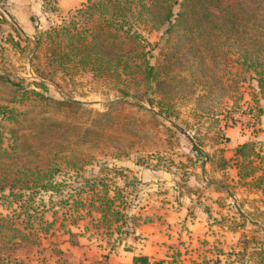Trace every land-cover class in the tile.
I'll use <instances>...</instances> for the list:
<instances>
[{"label":"rangeland","instance_id":"1","mask_svg":"<svg viewBox=\"0 0 264 264\" xmlns=\"http://www.w3.org/2000/svg\"><path fill=\"white\" fill-rule=\"evenodd\" d=\"M179 11L175 6V13ZM68 18L64 13L50 20L24 44L23 52L14 48L0 51V144L12 151L39 114L54 121L67 120L79 132L69 135L67 126L57 123L51 125L53 131L47 140L63 141L64 134L74 142L83 137L86 128L108 127L110 131L99 141L98 132L89 133L79 146L72 144L56 154L52 163L44 156L27 158L29 165L57 170L50 179L52 186L47 180L24 189L17 185L15 195L8 186L3 192L0 189V219L6 225L0 233V264H86L98 251L107 253L118 247L133 236L140 215L149 217V212L142 215L140 209L170 195L164 186L144 183L134 170L175 173L179 169L176 174L183 181L194 143L214 147L221 123L234 124L236 115L248 116L247 112L257 110L258 105L264 109L255 70L242 64L238 44L227 45L231 50L227 57L207 59L203 66L191 59L177 68L174 99L169 106H161L157 98L150 104L148 100L156 95L144 89L123 95L119 90L123 85L106 75L75 70L72 75H52L47 66L45 33L64 25ZM164 31L141 30L149 43L145 47L147 58L155 65L161 64L172 45L183 37L181 28L176 27L171 37L166 36L171 38L169 44H164ZM43 82L45 87L40 86ZM13 83L26 86L27 93L22 96L24 88ZM33 90L50 101L38 100ZM57 101L79 105L59 106ZM1 112H5L4 118ZM19 159V163L24 162ZM42 183L48 188L38 186ZM258 248L259 252L264 246ZM259 261L261 257L254 264ZM250 263L247 259L245 264Z\"/></svg>","mask_w":264,"mask_h":264},{"label":"trees","instance_id":"2","mask_svg":"<svg viewBox=\"0 0 264 264\" xmlns=\"http://www.w3.org/2000/svg\"><path fill=\"white\" fill-rule=\"evenodd\" d=\"M177 5L180 11L176 14ZM67 13L69 18L64 25L45 33L48 40L47 66L52 75H72V70L90 71L98 76L106 75L123 85L119 89L123 95L128 96L130 90L144 89L145 93L151 91L156 95L148 100L150 104L157 98L158 104L169 106L174 99L177 68L191 59L195 61L194 64L203 66L207 59L227 57L231 51L227 45L238 44L239 59L243 65L255 70L254 79L259 93L264 95V0H88L81 7ZM7 23L8 20L0 17V37L2 36L6 45L23 52L25 47L20 44V38L16 40L13 36L4 35L3 26ZM176 27L181 28L183 37L172 45L171 51L166 53L161 64H152L145 51L149 43L142 36L141 30L157 31L164 28L161 41L169 44L171 38L166 36L171 37ZM3 50L6 49L0 47V51ZM201 73L207 74L206 71ZM13 85L24 90L26 87L22 88L20 83ZM40 86L45 87L44 82ZM25 93L26 90L22 96ZM31 93L40 101H50L42 93L34 90ZM57 104L79 105L67 101H57ZM257 108L247 113L257 117L264 113L262 107L258 105ZM1 113L4 118L5 112ZM31 122L32 128L23 134L12 151L0 144L2 192L8 186L10 194L15 195V186L29 188L30 184L36 186L42 180H47L49 186H52L50 179L57 170L54 167L45 169L38 165H29L27 158L31 160L33 156H44L52 163L56 154L64 152L72 144L79 146L89 133L98 132L96 140L99 141L110 131L108 127L86 128L83 137H78L74 142L67 140L64 134L63 141L47 140L53 131L51 125L57 123L66 125L69 135H77L79 132L72 129L71 126L75 125L68 124L67 120L54 121L52 117H42L41 114L33 117ZM174 127L185 133L179 125L174 124ZM224 138L222 136L223 141ZM32 139L34 143L30 142ZM236 155L243 158L257 156L251 144L238 147ZM19 158L24 159V162L19 163ZM222 163L225 164V161L222 160ZM248 168L249 166L244 165L242 170L248 171ZM178 171L179 169L175 174ZM250 172L252 171L246 172L244 177ZM38 186L48 188L43 183ZM114 213L119 214L118 211ZM4 228V220L0 219V233ZM13 231L19 232L17 229Z\"/></svg>","mask_w":264,"mask_h":264},{"label":"crops","instance_id":"3","mask_svg":"<svg viewBox=\"0 0 264 264\" xmlns=\"http://www.w3.org/2000/svg\"><path fill=\"white\" fill-rule=\"evenodd\" d=\"M87 1L0 0V17L8 20L4 35L20 38L24 46L50 20ZM0 47L13 49L2 36ZM234 120L221 123L214 147L192 145L183 181L160 169L134 170L151 187L164 186L169 197L140 209L149 217L135 220L133 236L107 253L98 251L86 264H245L247 259L254 264L257 257L264 261V249L258 252L264 246V113L254 118L236 115ZM244 144H251L257 156L236 155ZM244 165L252 171L246 177Z\"/></svg>","mask_w":264,"mask_h":264},{"label":"built area","instance_id":"4","mask_svg":"<svg viewBox=\"0 0 264 264\" xmlns=\"http://www.w3.org/2000/svg\"><path fill=\"white\" fill-rule=\"evenodd\" d=\"M250 116H252L253 118L255 117V115H253V114H249Z\"/></svg>","mask_w":264,"mask_h":264}]
</instances>
